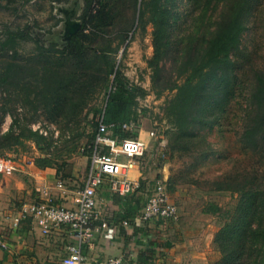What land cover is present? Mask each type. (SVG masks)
<instances>
[{"label":"rangeland","instance_id":"obj_1","mask_svg":"<svg viewBox=\"0 0 264 264\" xmlns=\"http://www.w3.org/2000/svg\"><path fill=\"white\" fill-rule=\"evenodd\" d=\"M97 2L93 0L90 7L89 12L92 15L97 10ZM170 3L175 8L170 29L168 58L164 62L160 81H154L153 69L148 66V61L153 55L152 27L150 23H146L144 28L137 27V13L134 26L129 31L126 30V33L114 26V22L112 25L105 26L100 23L98 27H91L86 18V24L89 25L84 27L82 34L88 38L84 41L88 46L84 55L87 58L86 61L83 60L81 66H77L78 60L62 58L65 55L55 52L51 46L58 44L56 49H63L65 44L61 46L59 44L68 41L69 38L64 32L66 18L77 21L78 31L81 29L83 0H0V42L5 39L7 30L15 31L25 26L43 42L42 50L37 48L32 39L17 41L16 52L7 48L0 50V78L3 74L7 76L6 86H2L0 82V135L14 125L15 136L21 133L22 128L27 127L46 138V142L37 146L25 136H20L21 144L14 145L10 142V148L0 150V157H24L34 166L35 159L51 157L55 165L60 166L64 163L61 173L69 179L67 185L70 190L76 191L82 187L92 152H89L91 147L89 139L96 131L94 124L101 118L100 110L113 81V76L104 80L107 71L104 63H90L88 59L101 57L97 49L109 43L112 48L117 49L115 53L108 54L112 57L115 69H119L132 84L142 87L147 92L143 98L137 99L138 130L141 127L147 132L148 128H152L156 131L157 137L154 144L150 145L139 159L143 162L141 172L153 173V168L162 165L163 162H169L171 165L169 178L176 184V192L180 196L177 200L186 202L191 200L190 204L197 210L212 212L220 229L221 225L230 220L227 217L234 210L238 197L233 193L212 189L222 177L234 172L240 174L246 172L251 161L255 159L242 149L238 140L242 130L244 100L236 94L239 91V88H236L235 97L233 96L226 106L216 126L194 124L190 130V141L187 140L188 148L177 151L174 155L169 154L170 145H177L176 138L173 140L170 136L175 127L169 102L175 95V90H170L169 87L173 81H180L178 66L173 63V59L178 57L181 39L185 41L187 34L198 26L193 18L197 16V12H201L200 8H196L195 0H168L169 5ZM260 4L259 11L257 10L259 18L264 16V0ZM133 8L132 0L117 3L115 9L119 17L116 20L121 27L128 28L134 16ZM139 9L140 3L137 5V10ZM253 26L250 19L249 29L242 36L244 53L248 55L247 60L252 63L264 58V37L260 22L257 23L256 29ZM50 51L53 53H49ZM9 66L14 68L7 72ZM77 69L84 73L79 78L82 83L79 85L81 88L78 93L89 96L83 100L71 96L59 109L57 107L52 109L53 105L43 103L42 90H46L45 83L46 88L53 91L54 83L58 81L53 73L67 74ZM53 81L54 83L49 86L48 84ZM241 82L245 87L242 80ZM2 107L8 111L5 115H2ZM161 142L162 145L159 146ZM207 155L209 157L205 159ZM154 186L155 180L149 183L147 190L149 194L145 192L146 195L151 194ZM173 203L177 206L176 202ZM218 209L220 211L215 212ZM214 246L217 250L215 243ZM218 256L219 259L215 262L221 258L219 251Z\"/></svg>","mask_w":264,"mask_h":264},{"label":"trees","instance_id":"obj_2","mask_svg":"<svg viewBox=\"0 0 264 264\" xmlns=\"http://www.w3.org/2000/svg\"><path fill=\"white\" fill-rule=\"evenodd\" d=\"M97 1V10L92 15L89 11L93 0H83L81 29L71 35L66 43L59 44L60 46L65 44L63 49H56L58 44H53L52 50L62 56L65 55L62 57L64 59L78 60L76 65L81 66L84 63L83 60L86 61L87 58L84 55L88 46L84 44V41L88 38L82 34L86 25L91 24V27H98L100 23L107 26L114 22V26L123 29L126 33V30L129 31L134 26L137 13V27L144 28L146 23H150L152 27L153 55L148 61V66L153 69L154 81H160L164 62L169 53L170 29L175 8L171 5L172 3L169 5L168 0H132L134 16L126 28L121 27L116 20L119 13L115 7L122 0ZM261 1L195 0L196 8H200L201 11L197 12V16L193 18L198 26L187 34L185 41L181 39L182 45L178 50V57L173 59V63L178 66L180 81H173L169 87L170 90H175V95L169 102L175 127L170 136L173 140L176 138L177 143V145H170V155L188 148L187 140H189L190 130L194 124L208 127L214 124L213 126H216L233 96L237 94L244 100L241 116L242 130L238 140L242 149L255 159L251 161L246 172L230 173L216 182L212 189L218 192L233 193L238 197L234 210L227 217L230 220L221 225L214 237V243L221 255L220 260L214 264H264V58L252 63L247 60L248 55L244 53L242 47V36L249 29L250 19L255 29L257 23L260 22L264 37V16L259 18L257 14ZM139 3L141 9L137 10ZM205 14H207L206 17ZM86 18L89 24H86ZM28 39H32L37 48L42 50V40L27 26L15 31L7 30L5 39L0 42V50L7 48L16 52L17 41ZM116 50V47L112 48L108 43L97 49L101 57L88 59L90 63L100 62L106 65L104 80L113 76L112 87L106 94L99 121L104 125L113 126L112 138L117 140L137 138L139 125L136 112L137 99L143 98L147 92L142 87L132 84L119 69H115L112 57L108 54L115 53ZM13 68L14 66H9L6 70L10 72ZM81 72V69H77L67 74L53 73L58 81L54 80L55 83L53 81L48 84L51 86L54 83L53 91L47 89L45 83L46 90H42L43 103L53 105L52 109L56 107L59 109L71 96H76L81 100L88 97L89 94L78 93L81 88L79 85L82 83L79 78L84 74ZM6 79V74H3L0 78L2 86H6ZM236 88H239V91L235 94ZM1 110L2 115L8 112L4 107ZM99 121L94 124L96 131L89 139L91 145L89 152L93 151L95 145ZM14 123L16 125V121ZM130 123L135 126L133 131L122 129L123 125ZM13 128L14 125L6 133L0 135V150L10 148V142L14 145L21 144L20 136H25L37 146L46 142V138L27 127L22 128L21 133L15 136ZM191 137L194 138L192 135ZM208 157L207 155L205 159ZM63 165L64 163L60 166L55 165L54 159L48 156L35 159V167L55 169L58 180L66 183L69 179L61 173ZM166 185L168 194H172L176 184L169 178ZM137 189L140 190L141 186L134 191ZM149 196L143 202L136 200L138 209L143 208ZM218 211L220 210L215 212L218 213Z\"/></svg>","mask_w":264,"mask_h":264},{"label":"crops","instance_id":"obj_3","mask_svg":"<svg viewBox=\"0 0 264 264\" xmlns=\"http://www.w3.org/2000/svg\"><path fill=\"white\" fill-rule=\"evenodd\" d=\"M151 129L146 132L140 127L138 130V137L147 148L155 142L148 137ZM136 164L129 172V180L141 186L140 190L134 191L136 187L120 197L110 190L107 181L98 188L99 215L114 227L115 234L109 241L96 234L93 247H84L83 254L99 259L121 256L126 264H212L218 260L214 237L219 223L214 214L197 210L190 204L191 200L178 201L176 186L169 198L177 204V221L140 219L142 208L138 209L137 201L143 202L149 196L145 192L151 181L161 178L167 183L171 165L163 162L153 168V173H145L141 172L143 162L136 160ZM57 180L55 169H39L33 164L20 173L0 175V238L5 244L0 248V264H59L66 247L74 243L65 229L43 235L29 217L20 218L16 223L22 206L41 199L43 190L49 191L57 205L74 207L75 189L70 190L66 182L61 191L56 187Z\"/></svg>","mask_w":264,"mask_h":264},{"label":"built area","instance_id":"obj_4","mask_svg":"<svg viewBox=\"0 0 264 264\" xmlns=\"http://www.w3.org/2000/svg\"><path fill=\"white\" fill-rule=\"evenodd\" d=\"M112 127L99 121L88 173L82 187L74 193L73 208L57 205L49 191L43 190L41 199L22 206L20 216L16 219L17 223L20 218L29 217L43 235L57 230L67 231L74 243L66 247V254L59 264H126L121 256L99 259L83 254L84 247H93L96 234H101L103 239L108 241L115 234L114 227L99 215L96 201L98 188L107 181L110 190L118 196L124 197L131 193L137 186L129 180V172L147 149V144L139 137L121 140L112 138ZM122 129L131 131L133 124H125ZM148 137L156 140V131L151 129ZM161 145L162 142L159 143V146ZM29 165H32V162L24 157H0V175L20 173ZM56 187L61 191L65 189L64 183L59 180ZM140 219L145 222L154 219L177 221L178 209L169 198L165 180H156L141 210ZM4 247L5 244L0 238V248Z\"/></svg>","mask_w":264,"mask_h":264},{"label":"water","instance_id":"obj_5","mask_svg":"<svg viewBox=\"0 0 264 264\" xmlns=\"http://www.w3.org/2000/svg\"><path fill=\"white\" fill-rule=\"evenodd\" d=\"M79 29V23L77 21H70L66 18L64 22V32L69 38L71 35L75 34Z\"/></svg>","mask_w":264,"mask_h":264}]
</instances>
